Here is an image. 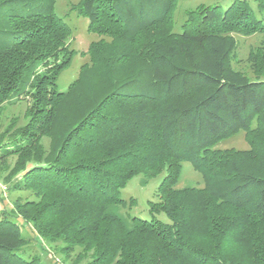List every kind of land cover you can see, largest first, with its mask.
<instances>
[{"label":"trees","instance_id":"1","mask_svg":"<svg viewBox=\"0 0 264 264\" xmlns=\"http://www.w3.org/2000/svg\"><path fill=\"white\" fill-rule=\"evenodd\" d=\"M56 3L0 0V105L32 98L2 152L35 159L22 177L38 198L0 211V264H48L28 252L22 223L92 252L88 264H264V78L230 65V33H264L250 0L199 5L181 30L178 0H79L72 9L100 39L67 90L58 79L73 31ZM59 120L45 157L42 137ZM241 130L249 148L217 146ZM183 161L204 187H177ZM164 170L149 218L132 214L122 188ZM203 227L214 244L193 239ZM233 237L247 241V258L225 249Z\"/></svg>","mask_w":264,"mask_h":264},{"label":"rangeland","instance_id":"2","mask_svg":"<svg viewBox=\"0 0 264 264\" xmlns=\"http://www.w3.org/2000/svg\"><path fill=\"white\" fill-rule=\"evenodd\" d=\"M79 0H57L56 12L71 26L72 35L68 42L70 49L74 51L71 64L61 73L58 79V88L67 90L81 72L83 65H91L89 46L100 39L97 33L88 30L89 20L86 16L78 14L72 9L73 4ZM233 0H178L173 19L175 29L181 30V26L187 18L188 11L202 4L219 3L226 8ZM257 14L264 18V0H250ZM233 40V50L230 56V65L233 69L248 75L250 78H264V33L252 34L230 33ZM109 39V38H107ZM32 98L22 97L16 103L2 102L0 105V211L12 212V207L22 205L28 200H37L35 192L25 187L22 175L25 169L32 166L34 158H22L16 154L3 155V149L11 146L12 140L18 136L29 120L28 106ZM66 104V103H64ZM66 109V108H65ZM63 105L59 111H63ZM64 130L63 123L59 120L55 124V133L42 137V149L46 155L55 153L58 144V134ZM263 133V134H262ZM256 134L257 139L264 140V132ZM245 131L241 130L220 140L217 146L221 148L247 149L250 147L246 139ZM166 170L155 177L145 179L142 174L134 176L128 184L122 188L125 198L135 197V205L131 209L132 214L149 218L148 201L158 200L157 189ZM205 181L201 172L196 170L190 161H183L181 177L177 187L192 186L204 187ZM160 216L166 219V215ZM205 220L202 218L200 221ZM33 224L22 223V232L27 238L28 252L40 255L48 264H88L92 258V252L83 250L78 245H71L62 240H48L36 230H32ZM193 239L205 245H212L216 240L215 235L210 234L205 227L192 231ZM225 241V240H224ZM225 249L228 253L238 255L240 259L247 258L245 251L248 243L245 239L227 240Z\"/></svg>","mask_w":264,"mask_h":264}]
</instances>
